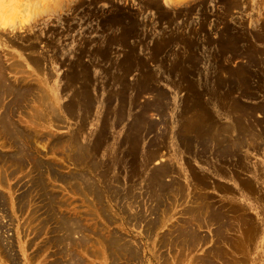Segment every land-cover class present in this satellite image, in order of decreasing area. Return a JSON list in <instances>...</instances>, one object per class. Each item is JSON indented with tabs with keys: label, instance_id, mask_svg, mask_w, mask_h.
Listing matches in <instances>:
<instances>
[{
	"label": "rangeland",
	"instance_id": "374dc122",
	"mask_svg": "<svg viewBox=\"0 0 264 264\" xmlns=\"http://www.w3.org/2000/svg\"><path fill=\"white\" fill-rule=\"evenodd\" d=\"M0 66V264H260L264 0H0Z\"/></svg>",
	"mask_w": 264,
	"mask_h": 264
},
{
	"label": "bare ground",
	"instance_id": "6f19581e",
	"mask_svg": "<svg viewBox=\"0 0 264 264\" xmlns=\"http://www.w3.org/2000/svg\"><path fill=\"white\" fill-rule=\"evenodd\" d=\"M3 46H4V45H3ZM4 53H5V52H4ZM5 54H6V53H5ZM8 61H9V60H8ZM15 68H16V66H14V69H15ZM17 69H18V68H17ZM8 71H9V70H8ZM5 72H6V71H5V68L2 67V66H0V105L2 106V104H3V106H2L3 109L6 108V106H4V104L6 105V101L9 99L10 94H11V93H14L13 91H15V90H13V88L11 87V85L8 83V82H10V81H8L7 77L5 76V75H6ZM20 73H21V72H20ZM17 86H18V85H17ZM17 89H18V88H17ZM14 94H15V93H14ZM14 94H12V96H13ZM46 97H47V96H46ZM48 97H49V96H48ZM17 100H18V99H17ZM23 100H24V99H23ZM19 101H20V100H19ZM13 102H14V101H13ZM21 102H22V101H21ZM1 103H2V104H1ZM9 103H10V102H9ZM20 104H21V103H20ZM11 105H12V103H11ZM11 105H9V108H8V106H7V108H6V113L4 114L3 119L1 118L3 121H0V124H1V122H5L6 124H7L8 122H10L11 119L7 122V120H8V117H7V116L9 115L8 112H9V109H10V106H11ZM16 106H19V104L16 105ZM39 106H40V105H39ZM14 107H15V106H14ZM2 108H1V109H2ZM11 108H13V107H11ZM15 108H16V107H15ZM15 108H14V109H15ZM11 110H12V109H11ZM3 111L5 112V110H3ZM1 112H2V111H1ZM13 112H14V111H13ZM13 112H12V114H11V118H12V116H13ZM9 113H10V112H9ZM21 113H22V112H21ZM1 114H2V113H1ZM43 115H44V114H42V116H43ZM2 116H3V115H2ZM1 119H0V120H1ZM12 120H13V118H12ZM42 121H43V120H42ZM11 123H12V121H11ZM6 124H5V125H6ZM12 124H14V123H12ZM12 124H10V127H11ZM3 125H4V123H3ZM251 125H252V124H251ZM8 126H9V125H8ZM12 126L15 127L16 125H15V126L12 125ZM0 127H1V125H0ZM15 128H16V127H15ZM1 129H3V128L1 127ZM13 129H14V128H13ZM224 129H225V128H224ZM15 130H17V128H16ZM218 130H219V129H218ZM18 131H20V129H18ZM22 131H23V129H22ZM22 131H21V132H22ZM216 131H217V130H216ZM221 131H222V130H221ZM225 131H226V130H225ZM227 131H228V130H227ZM2 132H3V131H2ZM21 132H20V133H21ZM24 132H25V130H24ZM24 132H22V133H24ZM209 133H210V132H209ZM2 134H3V133H2ZM24 134H25V133H24ZM227 134H228V133H227ZM227 134H226V135H227ZM15 135H16V134H15ZM15 135H14V134L12 135V136H13V141H15L16 138H17V140H22V139H24V138L19 139L20 137H23V134H21L22 136H20V137H17V136H15ZM27 135H28V133H27ZM27 135H24V137H27ZM221 135H222V134H221ZM14 136H15L16 138H14ZM28 136H29V135H28ZM223 136H224V135H223ZM225 137H226V136H225ZM251 137H252V136H251ZM241 139H242V138H241ZM9 140H10V139H9ZM11 140H12V139H11ZM17 140H16V141H17ZM24 140H26V139H24ZM212 140H213V139H212ZM242 140H243V139H242ZM245 140H246V139H245ZM22 141H23V140H22ZM19 142H20V141L17 142L18 145L20 144ZM25 142H26V141H25ZM41 142H42V141H41ZM205 143H206V142H205ZM20 145H21V144H20ZM257 145H258V144H256V146H257ZM157 152H159V151H157ZM154 153H156V152H154ZM16 157H17V156H16ZM18 157H19V156H18ZM11 158H12V157H11ZM154 158H155V157H154ZM224 158H225V157H224ZM16 159H20V157H19V158H16ZM23 159H24V158H22V161H24V162H23V164H24L26 160H23ZM223 160H224V159H223ZM227 160H228V158H227ZM39 163H40V162H39ZM223 163H224V162H223ZM217 165H218V164H217ZM221 165H222V164H221ZM221 165H220V166H221ZM41 166H42V165H41ZM164 166H165V165H164ZM168 166H169V165H168ZM43 168H44V167H43ZM162 168H163V167H162ZM162 168H160V169H162ZM217 168H218V167H217ZM47 169H49V168H47ZM163 170H165V169H163ZM170 170H171L170 168H169V170H168V168H167V171H162V170H160V171H161L162 173H165V175H166V174H169V173H167V172H169ZM224 170H225V169H224ZM43 171H44V170H43ZM245 171H246V170H245ZM48 172H49V171H48ZM158 172H159V171H158ZM161 172H160V173H161ZM171 172H172V170H171ZM171 172H170V173H171ZM49 173H50V172H49ZM49 173H48V174H49ZM156 173H157V171H156ZM160 173L157 174V175L161 178V176L163 177L164 175L161 174V176H160ZM223 173H224V172H223ZM226 173H227V172H226ZM228 173H229V172H228ZM48 174H47V175H48ZM260 174H261L262 178H261V180H260V179H259V180H260V183H262V182H264V181H262V180H264V170H262V172H261ZM84 175H85V174H84ZM157 175H156V176H157ZM154 176H155V174H154ZM49 177H50V176H49ZM62 177H63V176H62ZM81 177H82V176H81ZM85 177H86V175H85ZM235 177H236V176H235ZM155 178H156V177H155ZM155 178H154L153 180H157V179H155ZM157 178H158V177H157ZM69 179H70V178H69ZM82 179H85V178H82ZM82 179H81V180H82ZM158 179H159V178H158ZM39 180H40V177H39ZM42 180H43V179H42ZM42 180H41V181H42ZM67 180H68V178H67ZM85 180H86V179H85ZM243 180H244V179H243ZM44 181H45V180H44ZM65 181H66V180H65ZM83 181H84V180H83ZM45 182H46V181H45ZM66 182H68V181H66ZM242 182H244V181H242ZM247 182H248V181H247ZM201 183H202V182H201ZM248 183H249V182H248ZM249 184H250V183H249ZM160 185H161V183H160ZM46 186H47V185H46ZM92 186H93V185H92ZM92 186H91V187H92ZM157 186H158V185H157ZM157 186H155L156 189H157ZM161 186H162V185H161ZM172 186H173V185H172ZM36 187H37V186H36ZM162 187H163V186H162ZM162 187L160 188V190L163 189ZM168 187H169V186H168ZM38 188H39V187H38ZM89 188H90V187H89ZM92 188H93V187H92ZM92 188H91V189H92ZM171 188H172V187H171ZM177 188H178V187H177ZM180 188H181V187H180ZM164 189H165V188H164ZM47 190H48V189H47ZM158 190H159V188H158ZM165 190H166V189H165ZM155 191H157V190H155ZM161 191H162V190H161ZM163 191H164V190H163ZM248 191H249V190H248ZM255 191H256V190H255ZM42 192H43V191H42ZM47 193H48V192H47ZM91 193L94 194L95 192L92 191ZM255 193H256V192H255ZM256 194H257V193H256ZM40 195H43V193L40 194ZM48 195L52 196L51 193H50V191H49V194H48ZM94 196H95V194H94ZM263 196H264V195H263ZM53 197H54V196H52V198H53ZM96 197H97V196H96ZM98 197H99V196H98ZM98 197H97V199H98ZM0 198H1V197H0ZM2 198H4V197H2ZM2 198H1V199H2ZM22 198H23V197H22ZM24 198H25V197H24ZM256 198H257V197H256ZM258 198H259V197H258ZM43 199H44V198H43ZM43 199H41V200H43ZM200 199H201V198H200ZM202 199H203V198H202ZM208 199H209V198H208ZM260 199H261V198H260ZM260 199H257V200L259 201ZM99 200H100V199H99ZM195 200H196V199H195ZM209 200H210V199H209ZM262 200H263V199H262ZM0 201H1V200H0ZM201 201H202V200H201ZM195 202H196V201H195ZM260 202H261V201H260ZM50 203H52V202H50ZM198 203H199V202H198ZM4 204H5V203H3L2 205H4ZM196 204H197V203H196ZM202 204H203V203H202ZM209 204H210V203H208V205H207V202H206L205 205L210 206L211 204H210V205H209ZM192 205H193V204H192ZM192 205H191V206H192ZM212 205H213V204H212ZM51 206H53V205H51ZM195 206H196V205H195ZM195 206H192V207L195 208ZM233 206H234V205H233ZM53 207H54V206H53ZM197 207H198V204H197ZM197 207H196V208H197ZM201 207H202V206H201ZM212 207H213V209H214V205H213ZM50 208H52V207H50ZM196 208H195V209H196ZM199 208H200V207H199ZM222 208H223V207H222ZM224 208H225V207H224ZM224 208H223V209H224ZM260 208H261V209H259V215L262 216L261 213L263 212L264 208L261 207V206H260ZM154 209H155V208H154ZM192 209H193V208H192ZM208 209L211 210V208H209V207H208ZM218 209H220V210L222 211V209H221L219 206L217 207V210H218ZM226 209H228V208H226ZM156 210H157V209H155V211H156ZM198 210H199V209H198ZM200 210H201V209H200ZM200 210H199V211H200ZM215 210H216V209H215ZM220 210H219V211H220ZM233 210H234V208H232V211H233ZM240 210H241V209H239V210H237V211L239 212ZM256 210H257V209H256ZM159 211H160V210H159ZM226 211H227V210H226ZM257 211H258V210H257ZM45 212H46V211H45ZM47 212H48V210H47ZM50 212H52V209H51ZM153 212H154V211H153ZM193 212H194V210H193ZM224 212H225V211H224ZM191 213H192V212H191ZM196 213H197V212H196ZM216 213H217V212H216ZM216 213H215V214H216ZM226 213H227V212H226ZM228 213H230V211H229ZM49 214H50V213H49ZM49 214H47V215H49ZM201 214H202V213H201ZM203 214H204V213H203ZM237 214H238V213H237ZM239 214H241V213L239 212ZM239 214H238V215H239ZM184 215H186V214H184ZM188 215H189V213H187V215H186L187 218H189L191 215H195V213L191 214L189 217H188ZM242 215H244V216L239 215V217L241 216L240 218H244V219L246 220L245 213H243V211H242ZM247 215H248V214H247ZM52 216H53V215H52ZM162 216H163V215H162ZM198 216H199V215H198ZM218 216L220 217L221 214H218ZM229 216H231V215H229ZM229 216H228V218H231V217H229ZM233 216H234V214H233ZM233 216H232V217H233ZM48 217H49V216H48ZM48 217H47V218H48ZM63 217H64V216L61 215V219H62ZM194 217H196V216H194ZM210 217H211V216H210ZM219 217H218V218H219ZM239 217H238V219H239ZM54 218H56V217H54ZM58 218H59V217H58ZM190 218H191V217H190ZM223 218H225V217H223ZM226 218H227V217H226ZM228 218H227V220H228ZM135 219H136V218H135ZM138 219H140V218H138ZM158 219H159V218H157V220H158ZM209 219H210V218H209ZM212 219H213V218L211 217L210 221H211ZM232 219H233V218H231V220H232ZM53 220H54V219H53ZM53 220H52V221L49 220V221H51V222L53 223ZM62 220H63V219H62ZM64 220H65V219H64ZM70 220H71V219H70ZM153 220H155V219H152L151 222H153ZM186 220H187L188 222H187ZM186 220H185V222H183V223H187V224H186V226H187V225H189L188 223H190V222H189L190 220H188V219H186ZM191 220H192V219H191ZM201 220H203V219L201 218ZM201 220H199V219H195V220L192 221V223L195 221V223H197V224H201V222H202ZM213 220H214V219H213ZM219 220H221V217H220ZM223 220H226V219H223ZM231 220H230V222H231ZM236 220H237V219H235V221H236ZM245 220H244V222H246ZM258 220H260V218H258ZM46 221H48V219H47V220L45 219V222H46ZM159 221H161V220H158V223H159ZM200 221H201V222H200ZM210 221H209V222H210ZM215 221H216V220H215ZM221 221H222V220H221ZM235 221H234V223H235ZM240 221H241V220H240ZM51 222H50V223L48 222V223L51 225ZM60 222H61V221H60ZM70 222H73V221L71 220ZM148 222H149V221H148ZM148 222H147V223H148ZM151 222H150V223H151ZM203 222H204V221H203ZM225 222H226V221H224V222H222V223H225ZM232 222H233V220H232ZM232 222H231V223H232ZM46 223H47V222H46ZM46 223H45V224H46ZM48 223H47V225H48ZM57 223H59V222H57ZM57 223H56V224H57ZM65 223H66V222H65ZM74 223L76 224V223H78V222L75 221ZM74 223H73V225L75 226ZM154 223H155V222H154ZM226 223H227V222H226ZM226 223L223 224V225L226 226ZM228 223H229V222H228ZM231 223H229V224L232 225ZM258 223H259V224L257 225L256 228H257V229H261L262 222L260 223V221H259ZM54 224H55V223H54ZM63 224H64V222H61L60 224H58V228H59V225H60V229L62 230L63 228H61V227H62L61 225H63ZM66 224L68 225V223H66ZM78 224H79V223H78ZM78 224H77V225H78ZM151 224H152V223H151ZM151 224H150V226H151ZM155 224H156V226H158V225H157V222H156ZM159 224H160V223H159ZM203 224H205V223H203ZM203 224H202V225H203ZM208 224H209V223H208ZM229 224H228V225H229ZM253 224H254V223H253ZM64 225H65V224H64ZM67 225L64 226V227L66 228ZM69 225H70V224H69ZM77 225H76V226H77ZM153 225H154V224H153ZM153 225L151 226L152 229H153V227H154ZM190 225H191V223H190ZM234 225H236V224H234ZM234 225H233V226H234ZM250 225H251V224H250ZM51 226H52V225H51ZM70 226H71V225H70ZM70 226H68V227L70 228ZM193 226H194V223H193ZM225 226H223V227H222L221 225L218 226V229H217V230H218V231H217V233H218V237H219L220 240H221V239H222V240L224 239V240H225L224 242L226 243V245H228L229 247H231V241H233V239L228 238V237H226V236L224 237V233H223L224 231H223V229H224ZM236 226H237V225H236ZM47 227H49V226H47ZM68 227H67L66 229H63V231L66 230V231H65V235L68 234V235H67L68 238H71V230H70V229H73L74 227H71L70 229H68ZM148 227H149V225H148ZM151 227H150V231H153V230L151 229ZM194 227H195V226H194ZM194 227H193V228H194ZM58 228L56 227L55 229L58 231ZM77 228H78V227H77ZM77 228L75 227L76 230H75V229H74V230L77 231V233H78V232L80 231V229H77ZM79 228H82V227L79 226ZM232 228H233V227H232ZM155 229H156V228H155ZM188 229H189V230L187 231L186 229L183 228V232L186 231V233L184 234V236L186 237V241H185V242H186L189 246L195 248V246H197V245H193V246H192L191 244H193L196 240H198V237H199L200 235L198 236V234H197L198 232L196 233L195 230L190 229V228H188ZM233 229H234V228H233ZM233 229H231V231H232ZM56 230H55V231H56ZM61 230H59V231H61ZM69 230H70V231H69ZM74 230H73L72 232H75ZM147 230H149V229H147ZM67 232H68V233H67ZM82 232H83V231H82ZM179 232H180L179 235H181L182 230L179 231ZM226 232H227V231H226ZM226 232H225V233H226ZM256 232H257V231H256ZM150 233H151V232H150ZM63 234H64V232H63ZM227 234H228V233H227ZM251 234H252V233H251ZM182 235H183V234H182ZM0 236H1V234H0ZM2 236H3V235H2ZM56 236H57V235H56ZM59 236H60V235H59ZM59 236H57V237H59ZM179 237H181L180 239H182V241H183L184 237H183V236H179ZM223 237H224V238H223ZM54 238H56V237H54ZM68 238H67V239H68ZM82 238H83V237H82ZM115 238H116V237H115ZM117 238H118V237H117ZM170 238H171V237H170ZM177 238H178V237H177ZM56 239H57V238H56ZM56 239H55V241H56ZM180 239H179V240H180ZM201 239H203V238H201ZM219 239H218V240H219ZM252 239H253V238H252ZM254 239H255V238H254ZM0 240H1V239H0ZM58 240H59V239H58ZM60 240H61V241H64V240H62V239H60ZM220 240H219V241H220ZM55 241H54V242H55ZM61 241H60V242H61ZM70 241H71V244H74V246H76L77 244H80V242H79L80 240L77 241V242H79V243H77V244L74 243V242H76L75 238H74V242H73V240H69L68 243H70ZM177 241H178V240H177ZM182 241H181V242H182ZM234 241H235V240H234ZM234 241H233V242H234ZM249 241H250V240H249ZM52 242H53V241H52ZM52 242H51V244H52ZM60 242H59V243H60ZM81 242H82V241H81ZM196 242H197V244H198L200 241H199V242L196 241ZM221 242H222V241H221ZM9 243H10V242H9ZM65 243H66V242H65ZM82 243H83V242H82ZM82 243H81V244H82ZM108 243H109V242H108ZM108 243L105 244L106 247H107ZM112 243H113V242H112ZM116 243H117V242H115L114 244H116ZM183 243H184V242H182V243L179 242V244H183ZM234 243H239V240L235 241ZM234 243H233V244H234ZM56 244H57V243H56ZM56 244L53 245V246H54V247H57V246L60 245L61 243L58 244V245H56ZM66 244H67V243H66ZM81 244H80L79 247L82 246ZM83 244H84V243H83ZM110 244H111V243H109V246H110ZM118 244H120V243H118ZM187 244H186V245H182V247L184 246V249H185V246H188ZM195 244H196V243H195ZM220 244H221V243H220ZM244 244H245V243H244ZM62 245H63V244H62ZM62 245H61V247H62ZM69 245H70V244H69ZM111 245H112V244H111ZM63 246L66 247L65 244H64ZM74 246H73V247H74ZM118 246H120V245H118ZM121 246H123V248H124V245H121ZM121 246H120V247H121ZM189 246H188V248H189ZM58 247H59V246H58ZM61 247H60V248H61ZM85 247H86V246H85ZM261 247H262V248H261L262 252H260V254H259V257H258V263H260V264H264V243H263V245H261ZM62 248H63V247H62ZM74 248H76V247H74ZM74 248H73V250H75ZM114 248L116 249V248H119V247H115V246H114ZM114 248H113V249H114ZM123 248L121 247V248H119V249H116V252H117V250H118V252L116 253V255H118L119 252L121 253L120 250H122ZM126 248H127V247H125V249H126ZM188 248H186V249H188ZM194 248H193V249L190 248V249H191V250H194ZM7 249H8V248H7ZM84 249H85V248H84ZM106 249H107V248H106ZM110 249H111V248H110ZM125 249H123V250H124L123 253L125 252ZM186 249H185V250H186ZM1 250H2V249H1ZM59 250H60V249H59ZM67 250H68V253H69V254H70L71 251H72V249H70L71 251H70L69 249H67ZM81 250H82V249H81ZM111 250H112V249H111ZM111 250H109V251L112 252ZM126 250H128V253L131 252L130 249H126ZM185 250H184V251H185ZM213 250L215 251V250H217V249H213ZM218 250H219V249H218ZM3 251H4V250H3ZM187 251H188V250H187ZM189 251H190V250H189ZM211 251H212V250H211ZM4 252H5V251H4ZM4 252H3V253H4ZM64 252H65V251H64ZM64 252L61 251V253H63L64 256H65V255H66V252H65V253H64ZM75 252H76V251H75ZM105 252H106V251H105ZM110 252H109V253H110ZM113 252L115 253V251H113ZM126 252H127V251H126ZM123 253H121V254L124 255L125 253H124V254H123ZM187 253H188V252H187ZM7 254H8V253H7ZM7 254H6V255H7ZM77 254H78V253H77ZM77 254H76V255H77ZM130 254H132V253H129V255H130ZM184 254H185V253H184ZM190 254H191V252H190ZM190 254H189V255H190ZM210 254H211L213 257H215V258H214V259H213V258L211 259V258H210ZM236 254H237V253H236ZM76 255H74L76 259H77V256L80 257V255H77V256H76ZM106 255H107V253H106ZM119 255H120V254H119ZM119 255H118V257H119ZM189 255H187V256H189ZM225 255H227V256L225 257ZM0 256H2V255H0ZM7 256H9V255H7ZM64 256H63V257H64ZM67 256H70V255L67 254V255H66V258H67ZM74 256H73V257H74ZM125 256L127 257V255H124V258H125ZM133 256H134V254H133ZM133 256H132V258H134ZM208 256H209V257H208ZM243 256H244V255H243ZM73 257H71V259H72ZM106 257H107V259H108V256H106ZM109 257L111 258L112 256H109ZM116 257H117V256H116ZM116 257H115V258H116ZM122 257H123V256H122ZM216 257H217V258H216ZM5 258H6V257H5ZM64 258H65V257H64ZM64 258H63V260H64ZM82 258H83V257H82ZM119 258H121V256H120ZM241 258H242V257H239V258H238V256L235 255V254H234V255H228V254H226L225 252L221 251V249H220V251H218L217 253H216V251H215V254H213L212 252L209 253L207 256H206V254H205V255H204V259H202V262H203V264H216V263L218 264L219 261H220V263L222 264V262H223L224 259H225V262H224L223 264H226V261H227L228 263H230V264H244V263H243V260H241ZM78 259H79V258H78ZM78 259H77V260H78ZM129 259H130V258H129ZM129 259H128V260H129ZM243 259H245V258L243 257ZM14 260H15V259H14ZM14 260H13V261H14ZM81 260H82V259H81ZM113 260H114V258H113ZM60 261H61V260H60ZM66 261H68V259H67ZM69 261H71V260H70V257H69ZM79 261H80V260H79ZM110 261H111V260H110ZM110 261H109V262H110ZM116 261H118V260H116ZM132 261H133V260H132ZM132 261H131V262H132ZM217 261H218V262H217ZM72 262H73V259H72V261H71V264H72ZM75 262H76V260H75ZM80 262H82V261H80ZM80 262H78V263H80ZM83 262H84V261H83ZM83 262H82V263H83ZM107 262H108V260H107ZM118 262H119V261H118ZM121 262H123V260L120 261L119 263L122 264ZM127 262H128V261H125V263H127ZM256 262H257V261H256ZM73 263H74V262H73ZM76 263H77V262H76ZM78 263H77V264H78ZM116 263H117V262H116ZM193 263H194V262H193ZM200 263H201V261H200ZM228 263H227V264H228ZM55 264H56V262H55ZM65 264H66V262H65ZM69 264H70V262H69ZM80 264H81V263H80ZM83 264H84V263H83ZM87 264H88V263H87ZM110 264H112V262H110ZM191 264H192V263H191Z\"/></svg>",
	"mask_w": 264,
	"mask_h": 264
}]
</instances>
